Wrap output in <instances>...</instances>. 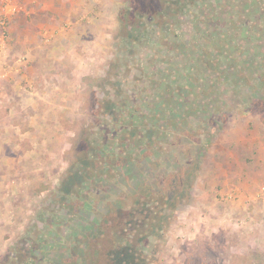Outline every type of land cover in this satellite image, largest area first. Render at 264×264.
Wrapping results in <instances>:
<instances>
[{
    "label": "rangeland",
    "instance_id": "374dc122",
    "mask_svg": "<svg viewBox=\"0 0 264 264\" xmlns=\"http://www.w3.org/2000/svg\"><path fill=\"white\" fill-rule=\"evenodd\" d=\"M73 2L61 22L34 17L45 49L33 70L12 54L20 3L2 25L0 0V146L22 144L27 159L9 190L0 181V264H112L131 196L148 215L123 233L133 264H264V186L243 213L226 194L252 184L231 185L228 164L264 158V0L126 14V30L130 0L83 1L79 15ZM184 170L193 183L171 210L163 181Z\"/></svg>",
    "mask_w": 264,
    "mask_h": 264
},
{
    "label": "crops",
    "instance_id": "0c3cea01",
    "mask_svg": "<svg viewBox=\"0 0 264 264\" xmlns=\"http://www.w3.org/2000/svg\"><path fill=\"white\" fill-rule=\"evenodd\" d=\"M68 0H18L21 6V14H18L15 18V21L10 26V33L12 36V42H13V52L14 55H30L31 61L33 63V66L31 69L35 70V65H37V61L41 59L42 51L45 49L42 45H40V31H39V25H35V16H45L49 20V18H56V21L61 22L65 20V16L67 17L71 16L70 12L66 10ZM70 1V0H69ZM83 1L88 0H74V2L70 5L71 7H75V15L81 14L80 11L82 10V3ZM93 1V0H92ZM84 3V2H83ZM86 12V11H84ZM33 18H30L31 15ZM32 24V25H31ZM0 42H2V39L0 37ZM8 48L3 47L2 43H0V65L3 64V61H6V56L8 55ZM11 52V50H10ZM20 66V67H19ZM21 66L18 64L15 65V70L17 71ZM25 66L22 67L21 70L24 69ZM28 68V66H26ZM30 71L29 69H27ZM25 70V69H24ZM264 128V125L261 124ZM23 141V138L21 139ZM255 145V144H254ZM257 145V144H256ZM264 146V145H263ZM256 147V146H255ZM24 146L17 145V143H12L9 145L0 146V163L2 164L0 166V169L5 168V172H0V175H3V177L0 179L1 183L5 182L6 184H9L8 190L11 186H13V181L16 180V171L13 172L14 168H20L21 164L24 160H27L25 157H19L17 155L18 149H22ZM256 150V149H254ZM33 154V153H32ZM264 155V153H262ZM228 166L231 167V185H234V183H238L241 181L242 177H247L248 181L252 184L244 185V186H238V184L234 185V189L226 190L229 196L236 197L234 201L231 202V207L234 211H236V208L232 204H238V208L240 209V213H243V207L241 206L245 196L246 191L249 193H252L249 195L250 198H255L256 193L255 191L258 190L259 186H264V158H262L258 155H254V161L252 164H249V166L236 168L233 164ZM236 169V172H234ZM3 173V174H2ZM9 191L6 193H3L1 195V199L3 198L6 200L10 194H8ZM234 193V194H232ZM236 194V195H235ZM235 195V196H234ZM3 203L0 200V208H3ZM232 210V211H233ZM242 210V211H241ZM4 209H2L0 212H3Z\"/></svg>",
    "mask_w": 264,
    "mask_h": 264
},
{
    "label": "trees",
    "instance_id": "16d2710c",
    "mask_svg": "<svg viewBox=\"0 0 264 264\" xmlns=\"http://www.w3.org/2000/svg\"><path fill=\"white\" fill-rule=\"evenodd\" d=\"M201 0H167V1H162V0H130V8L128 11L122 10V13L120 15V20L122 21V25L125 22L124 18L126 14L131 15L130 19L139 17L141 14H146L149 15V18L152 19L153 17H160L164 19L165 17H168L170 14H177L180 13L181 11H184L188 7L194 6L196 3H198ZM162 4V5H161ZM132 17V18H131ZM152 17V18H151ZM129 19V17H128ZM125 23V30L128 27V25H131L128 21ZM124 37H127L124 35ZM263 123H264V117H263ZM194 168V167H193ZM195 169V168H194ZM186 170H191L186 169ZM185 171V170H184ZM181 173H170L166 176V178L163 181L162 185V192L168 193L173 196L174 200L176 202V205L173 206L171 210L178 206L184 199L185 193L188 189H190L192 183H193V178L192 174L189 172ZM65 192V191H64ZM168 197V196H167ZM167 198L165 196L160 197L159 201H155L154 204H151L150 207H152V210L157 209L156 211L157 215L160 211V206L165 205L167 202ZM134 197L128 198L126 200V204L124 206V209L127 211L126 216H123L125 221H127V224L121 231H119L118 235L122 234L120 237L122 238V241L124 242L122 244H116L118 246H113L114 250L108 251L107 259L109 260V263L112 264H133V262L136 260L135 252L133 251V247H135V244L133 243V239L128 237L126 234H123L127 231V228L129 227L131 229V225H133V222L137 223L138 219L136 217V214H139L141 217H146L148 216L142 207L141 202H136L133 203ZM174 202V203H175ZM133 203V204H132ZM139 208H141L139 210ZM119 213V211H118ZM150 219V218H149ZM105 232H103L104 234ZM21 259V256L16 254L13 258H6L2 264H19V260Z\"/></svg>",
    "mask_w": 264,
    "mask_h": 264
},
{
    "label": "built area",
    "instance_id": "2783aa9c",
    "mask_svg": "<svg viewBox=\"0 0 264 264\" xmlns=\"http://www.w3.org/2000/svg\"><path fill=\"white\" fill-rule=\"evenodd\" d=\"M17 11V6L13 3V0H4L2 25H6L9 21V16H12Z\"/></svg>",
    "mask_w": 264,
    "mask_h": 264
}]
</instances>
